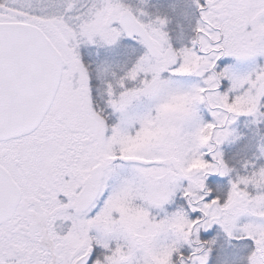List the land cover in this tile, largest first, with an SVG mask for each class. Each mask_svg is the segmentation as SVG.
<instances>
[{
  "label": "snow or ice",
  "instance_id": "1",
  "mask_svg": "<svg viewBox=\"0 0 264 264\" xmlns=\"http://www.w3.org/2000/svg\"><path fill=\"white\" fill-rule=\"evenodd\" d=\"M0 264H264V0H0Z\"/></svg>",
  "mask_w": 264,
  "mask_h": 264
}]
</instances>
